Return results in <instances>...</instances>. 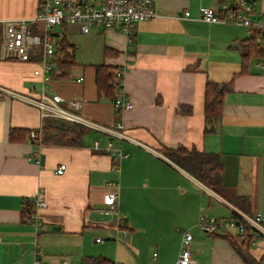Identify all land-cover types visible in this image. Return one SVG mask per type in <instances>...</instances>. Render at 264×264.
I'll list each match as a JSON object with an SVG mask.
<instances>
[{"label":"crops","instance_id":"0c3cea01","mask_svg":"<svg viewBox=\"0 0 264 264\" xmlns=\"http://www.w3.org/2000/svg\"><path fill=\"white\" fill-rule=\"evenodd\" d=\"M220 1L155 0L158 16L135 23L131 35L100 24L88 33L75 24L52 26L53 42L64 35L75 47V65L69 77L56 78L50 76L53 58L48 61L45 93L80 100L82 115L104 127L121 124L128 139L87 130L77 145L39 146L29 131L53 118H41L35 105L0 93V264L32 263L35 230L22 215L37 189L46 202L38 211L46 230L36 236L44 264H91L96 258L110 264H174L185 232H207L200 216L227 220L234 207L264 218V53L254 40L259 52L245 61L250 30L200 18V8L217 12ZM39 2L0 0V42L6 19H27L32 33L42 36L33 21ZM183 11L188 16L179 18ZM254 11L264 16V0H254ZM41 57L38 45L27 61L0 58V88L39 98L42 80L33 71ZM98 67L123 70L114 97L98 92ZM207 82L230 83L212 123L204 118ZM116 93L131 109H114ZM108 140L126 154L115 171ZM179 146L219 155L220 193L162 153ZM60 165L65 169L57 173ZM109 191L117 193V203L104 214L102 196ZM234 195L247 198L245 209L229 201ZM101 233L106 240L96 241ZM206 234L210 242L192 238V264H246L227 239ZM263 247L258 241L248 252L258 261Z\"/></svg>","mask_w":264,"mask_h":264},{"label":"built area","instance_id":"2783aa9c","mask_svg":"<svg viewBox=\"0 0 264 264\" xmlns=\"http://www.w3.org/2000/svg\"><path fill=\"white\" fill-rule=\"evenodd\" d=\"M155 0H76L65 1L59 0H40L37 12L33 21L41 26L42 36L33 34L27 19H6L2 20V36L0 42V58L15 59L19 61L29 60L30 53L33 49L41 45L42 57L41 65L33 71L35 76L42 80V93L39 98L32 99L20 96L9 89L0 88V93L8 97H19L24 101L35 105L40 111V117H50L55 120L62 119L68 124H74L87 130H97L105 133L110 137L119 139H128L123 132L121 124L116 128L101 126L82 115L79 109L82 102L78 99H70L65 101L59 94L45 93L48 76L46 73L51 70L48 61L54 55V42L52 39L51 28L54 25H70L75 24L82 33H88L93 25L100 24L105 28L119 29L127 35H131L135 23L140 21L154 20L158 13L154 6ZM254 0H221L219 9L214 12L207 7L200 8V18L204 21H218L225 23H237L245 26L248 30H258L255 42L260 46L264 53V16L255 15ZM188 16L187 11L178 14L179 18ZM121 68L116 69L115 77L117 83L122 80ZM78 79L77 81H80ZM63 102H67L68 108L62 106ZM114 109L117 112L131 109L132 103L116 93L114 98ZM41 130L32 129L29 131V138L39 144L41 142ZM97 146V142H94ZM107 150L113 158L114 164L111 170L117 169L118 162L126 156L120 149L114 148L111 140L107 142ZM39 163V155L35 160ZM65 165H60L56 169L57 173H62ZM107 185L113 186L114 182H106ZM117 193L109 191L103 194L102 203L105 205L104 214H109L116 207ZM29 212L25 221L30 223L35 230V238L33 240V260L31 264H44L41 257L43 252L39 248L37 242V234L46 230V225L39 219L38 211L46 207L44 200V192L37 189L34 195L27 201ZM235 217L227 220H217L213 217L200 216L199 224L209 232H229L236 237L241 243L249 241L250 246H256L258 241L264 243V218L259 212L254 214L244 213L233 207ZM192 234L185 232L182 238V248L174 264H192L191 253L189 247L192 241ZM100 241V239H96ZM264 264V247L261 255Z\"/></svg>","mask_w":264,"mask_h":264},{"label":"trees","instance_id":"16d2710c","mask_svg":"<svg viewBox=\"0 0 264 264\" xmlns=\"http://www.w3.org/2000/svg\"><path fill=\"white\" fill-rule=\"evenodd\" d=\"M258 30H251V35L247 40L243 58L251 54L259 52L254 42L258 34ZM54 56L51 60L53 68L50 71L51 77L67 78L69 77L70 69L75 65V47L66 39L64 35L54 41ZM115 68L105 67L97 69V90L99 93L112 94L117 87V79L115 77ZM230 90V83H215L207 82L204 92V118L209 123L217 119L222 111V101L224 94ZM87 129L69 124L67 129H59L56 126L55 119H47L42 126L41 142L42 144L50 145H77L80 143L82 135ZM14 132H10V138L13 140ZM170 161L178 165L181 169L188 172L195 179L201 182L206 187L214 192L220 193V188L223 187L222 181V163L218 154L206 153L198 151L194 148L187 149L179 146L176 149H164L162 152ZM229 201L245 209L247 202L246 197L234 195L229 198ZM240 202V204H239ZM29 212V205L26 203L22 218L25 220ZM233 213V211H232ZM232 217H235L234 213ZM213 235L223 237L228 240L234 251L246 264H263L260 258L256 261L248 252L250 247L249 241L241 243L236 237L229 232H215ZM91 264H110L107 260L96 258Z\"/></svg>","mask_w":264,"mask_h":264},{"label":"rangeland","instance_id":"374dc122","mask_svg":"<svg viewBox=\"0 0 264 264\" xmlns=\"http://www.w3.org/2000/svg\"><path fill=\"white\" fill-rule=\"evenodd\" d=\"M222 211H223L222 214H224V216L230 215V211L228 209L224 208ZM193 233L194 234H192V236L194 238V242H201L202 240H205L207 242L211 241V237L206 234L207 232H204L201 229H198L197 232H193ZM196 233H198V234H196ZM99 239L106 240V237L104 236L103 233H101V234H99Z\"/></svg>","mask_w":264,"mask_h":264},{"label":"water","instance_id":"95a60500","mask_svg":"<svg viewBox=\"0 0 264 264\" xmlns=\"http://www.w3.org/2000/svg\"><path fill=\"white\" fill-rule=\"evenodd\" d=\"M56 126L59 128V129H67L69 124L68 122H66L65 120H62V119H57L56 120Z\"/></svg>","mask_w":264,"mask_h":264}]
</instances>
